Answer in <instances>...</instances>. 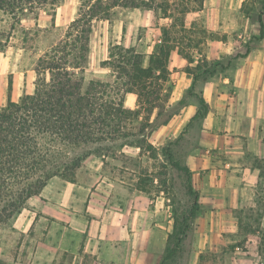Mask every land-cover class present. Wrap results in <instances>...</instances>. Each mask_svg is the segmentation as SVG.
Returning a JSON list of instances; mask_svg holds the SVG:
<instances>
[{
  "label": "rangeland",
  "instance_id": "rangeland-1",
  "mask_svg": "<svg viewBox=\"0 0 264 264\" xmlns=\"http://www.w3.org/2000/svg\"><path fill=\"white\" fill-rule=\"evenodd\" d=\"M175 1L178 0H154L151 7L139 9L116 8L111 11L108 19L96 22L91 34L88 59L83 73L84 90L88 89L91 81L114 82L113 71L104 66V63L115 45L132 47L148 56L161 43L162 29L174 24L175 19L187 17L188 27L193 23L192 28L185 31H179V29L173 31L175 38H183L184 42H181L179 46L183 51V57H180L176 51L171 53L169 80L162 83L163 91L158 92L161 99L156 102V105L163 113L159 121L162 122L182 108L178 102L172 100L173 96H176L173 95L176 84L179 85L176 94L182 93L186 104L197 103V98L188 94L190 88H186L188 80L193 79L185 72L187 68L193 69L192 71L199 76L193 91L198 96H202L204 89L209 90V84L223 80L228 75L229 63L234 65L237 62L233 61V58L238 54H244L248 46L252 48L251 43L256 42L253 37H257L258 34H253V27L257 24L260 13L264 11L262 0H204L202 8H199L194 0H186L189 12L184 15L175 11V4H173ZM79 3V0H61L53 9L47 7L33 13H25L17 18L0 11V107L7 103L10 78L13 82L12 100L18 101L23 93L34 91V82L37 79L35 69L39 58L63 38L69 24L77 18ZM204 31L207 33L206 37L203 35ZM195 35L202 40L196 41V44L199 42V48L193 49L188 47L190 44L187 39ZM211 40L228 42L229 52L218 54L216 57L211 54L209 57L211 49L216 47L221 50L220 47L223 46L222 43L216 46L209 45ZM199 50L202 51V58ZM199 59L206 60L198 69L196 66ZM217 87L216 85L215 88ZM215 88L212 89L213 95L217 93V89H220ZM157 111L155 110L153 114ZM201 120H194L184 130L182 138L179 139L180 136H178L163 146H168L169 153L182 165H186L187 150L195 144L191 138V129L195 125H201ZM146 122L147 120L142 117H134L126 124L127 133L136 135L130 138L131 140L145 139L143 154L146 157L141 160L144 162L137 172L121 170L119 176L125 181L124 188L116 185L111 199L119 200L121 197L133 203L137 194L135 190L139 183L143 182L142 184L147 189L150 188L153 193L159 194L162 191V195L170 199L168 202L172 211L170 219L174 220V212H176V216L178 215L181 220L188 214L194 198L190 197L187 191L185 174L172 167L168 156L165 157L162 152L163 147L147 150V143H151L149 140L151 128H146L145 138L138 136L140 128ZM122 142L120 140L112 145V151H105L110 159L107 161L103 176L109 184L111 181L120 183L119 179L116 180L118 174L113 175V172L117 173L113 170L117 166L111 159L118 155L121 149L119 145H122ZM79 154H81L79 149L71 150L69 153L70 156ZM150 159L153 161L150 162ZM120 164L128 166L135 165V162L123 159ZM151 175L157 178L156 185H151L153 180ZM69 177H73L75 182L54 177L40 195L26 201L19 213L0 223V264H28L29 261L32 264L38 260L39 245L47 242L48 239L57 247L60 243L69 244L70 247L75 243H78V247L84 244L88 237V232L85 231L86 221L92 219L85 211V203L91 190H94L93 186L97 177L94 170L83 163L74 172L69 173ZM101 181L99 177V184L102 183ZM101 194L107 195V192L101 191ZM32 218H35L34 222ZM133 218L132 215L130 223L134 221ZM102 220L99 218V222ZM103 236L118 237L119 233L104 232L99 227V239ZM117 241L126 242L127 240L118 238L115 242ZM45 245V249L48 250V245L46 243ZM119 246L122 245L119 244ZM192 252L191 246L183 247L182 251L167 264H191ZM74 256L75 254H72L70 250H60L55 262L59 260V264H66L67 260L74 259ZM78 262L91 264V258L82 254Z\"/></svg>",
  "mask_w": 264,
  "mask_h": 264
},
{
  "label": "crops",
  "instance_id": "crops-1",
  "mask_svg": "<svg viewBox=\"0 0 264 264\" xmlns=\"http://www.w3.org/2000/svg\"><path fill=\"white\" fill-rule=\"evenodd\" d=\"M253 28V34L259 35L258 22ZM221 43V50L214 47L209 57L229 52L228 42L211 40L209 45ZM251 46L249 54L227 69L223 80L209 84V90L204 89L202 96L209 104V114L200 121L201 125L191 129L195 144L187 150L185 163L199 194V211L190 234L182 242V247H192L191 264H264V39ZM192 85L193 79H189L186 88L191 89ZM213 88L217 89L214 95ZM178 89L176 84V96L172 98L176 102L183 98L182 93L176 94ZM125 106L138 108L136 97L128 94ZM197 109L194 102L183 106L166 125L149 134L151 144L159 149L180 136ZM144 157L140 147L122 148L111 159L117 166L113 175L118 174L116 180L120 183L109 184L103 174L110 158L89 156L83 165L93 169L97 179L85 203V211L92 217L86 221L87 239L80 247L78 243L71 247L60 243L57 247L48 239V250L41 243L38 260L32 264H59V260L55 261L60 250L75 254L66 264H79L82 254L91 258V264H161L174 229L170 199L162 191L158 194L138 189L133 203L121 197L111 199L116 185L124 188L121 170L137 172ZM123 159L132 160L135 165L120 164ZM151 177V185H156L157 178ZM132 215L134 221L130 223ZM99 218L103 220L99 222ZM99 227L119 236L99 239ZM118 238L127 241L115 242Z\"/></svg>",
  "mask_w": 264,
  "mask_h": 264
},
{
  "label": "trees",
  "instance_id": "trees-1",
  "mask_svg": "<svg viewBox=\"0 0 264 264\" xmlns=\"http://www.w3.org/2000/svg\"><path fill=\"white\" fill-rule=\"evenodd\" d=\"M60 1L0 0V11L17 18L47 7L53 9ZM79 2L77 18L69 24L63 38L39 58L35 69L37 79L34 82V91L23 93L18 101H14L11 97L13 82L11 78L9 80L8 100L0 107V223L19 213L26 201L40 195L54 177L74 183L75 179L70 178L69 173L78 169L91 155L107 156L105 151H112L111 146L118 141H123L119 145V151L125 146L140 147L143 151L145 139L131 140L136 135H130L126 131V124L132 118L142 117L147 120L138 133V136L145 138L146 128H151L150 134L159 126L166 125L177 114L173 113L159 122L163 113L156 102L161 99L158 92L163 91L162 83L169 80L171 53L176 51L183 57V51L179 47L184 42L183 38H175L173 31L191 29L193 23L188 27L187 17H182L180 20L175 19L171 26L164 27L161 43L148 56L135 48L115 45L104 63V66L113 71L114 82L91 81L88 89L84 90L83 73L95 23L108 19L111 11L116 8L151 7L154 0ZM194 2L199 8L203 7L204 0ZM173 4L175 11L180 14L189 12L186 0H178ZM262 8L264 9V0ZM263 13L258 16L259 35L253 37L256 41L264 39ZM203 35L207 36L206 31ZM187 40L190 44L188 47L195 49L199 48V42L196 44V41L202 39L195 35ZM251 50L248 46L247 51L238 54L233 61H238ZM199 54L202 58L201 50ZM204 60L206 59H199L196 68H201L200 64ZM235 64L229 63V68ZM192 70L187 68L185 71L193 78L188 94L197 98L198 109L190 123L206 118L210 110L206 99L193 91L199 76ZM128 94L136 97V110L125 106ZM178 103L182 107L186 105L184 98ZM155 110H158L157 115L151 122ZM147 144L148 151L155 150L151 143ZM74 149H79L81 154L70 156L69 153ZM162 152L165 157L168 156L174 169L185 174L187 191L194 198L188 214L181 220L174 212V229L169 234L161 262L167 264L183 249L184 237L192 229L199 211V194L192 185L190 168L177 161L169 153L168 146L163 147ZM142 183L136 189L150 193V188L147 189Z\"/></svg>",
  "mask_w": 264,
  "mask_h": 264
}]
</instances>
